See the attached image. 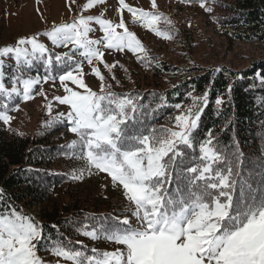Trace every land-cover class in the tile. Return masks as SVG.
Instances as JSON below:
<instances>
[{"label":"snow or ice","instance_id":"obj_1","mask_svg":"<svg viewBox=\"0 0 264 264\" xmlns=\"http://www.w3.org/2000/svg\"><path fill=\"white\" fill-rule=\"evenodd\" d=\"M150 2L152 10L148 11L118 0L120 18L114 22L104 18V12L85 16L84 12L106 3L86 0L71 22L53 24L39 34L55 48L67 49L64 52L50 50L35 34L0 47V122L11 130L14 117L10 112L20 110L19 102L37 96L46 101L50 117L52 101L67 106V112L57 113L45 127L63 122L75 136L62 146L65 157L81 164L69 178L82 181L106 174L112 188L121 190L127 202L119 215L86 216L90 223L67 222L92 241L122 247L101 251L96 247L88 250L85 245L76 249L63 232L58 230L56 237L47 234L40 222L18 211L0 189V264H49L41 251L57 257L56 264H264V157L257 165L260 171L245 172V154L235 135L226 144L214 129L201 134L209 91L202 96L189 92L191 104L186 106L169 105L163 94L155 93L153 101L144 103L138 93L113 91L101 70L102 66L120 86L113 70L123 65L108 63L106 53L130 52L145 67L153 63L148 49L129 30L125 11L133 23L158 38H175L174 27H160L161 23L171 26L172 20L158 10L157 0ZM198 3L212 12L206 0ZM93 23L102 33L99 38L90 35L96 31ZM85 65L99 80L98 91L86 83ZM34 67L36 74L32 75ZM256 77L264 83V75L257 72ZM57 80L64 94L49 100L43 85L51 81L55 87ZM227 91L230 95L231 85ZM224 103V97L216 98L218 113ZM166 107L178 111L168 118L171 126L150 123Z\"/></svg>","mask_w":264,"mask_h":264},{"label":"trees","instance_id":"obj_2","mask_svg":"<svg viewBox=\"0 0 264 264\" xmlns=\"http://www.w3.org/2000/svg\"><path fill=\"white\" fill-rule=\"evenodd\" d=\"M171 1L199 5L198 0L191 3ZM206 6L211 7L212 12H206L197 37L194 33H181L176 26H161L162 29L174 27L177 30L173 41L185 57L183 63H169L155 49L147 48L153 63L149 67L142 64L143 79L138 82L130 71L123 74L125 78L117 76L120 86L112 90L120 94L138 93L144 97V103L154 100L153 93L157 96L163 94L169 105L181 103L185 106L191 104V98L187 95L189 92L202 96L208 90V106L202 114L201 134L207 129H214L226 144H230L231 137L235 135L245 154V172H258L260 169L257 165L264 157V83L256 77V73L264 75V56L242 67L228 63L212 67L191 61L190 52L198 39L209 44L220 37L233 44L264 48V0H206ZM12 63L9 61V64ZM157 63L160 67H156ZM38 67L43 74L42 65ZM217 68L221 71H214ZM7 71L11 72V68ZM30 74H36L35 67ZM229 85L232 86L230 95L227 91ZM218 96L225 99L219 113L215 104ZM17 102L13 101L12 104ZM19 103L21 105L22 102ZM176 114L178 111L171 107L162 108L154 114L150 123L170 127L168 118ZM56 115L55 111H52L51 117L45 113L39 114L32 128L21 123L9 130L0 122V189L18 211L31 216L23 209L38 208V222L44 226L47 234L56 237L58 230L63 232L76 249H83L85 245L88 250L95 246L106 248L114 243L92 240L90 243L89 238L78 234L67 222L75 219L90 223L84 219L89 215L98 218L109 214L116 216L124 211L127 203L116 195L117 201L111 204L109 196L103 195L108 190L102 189L98 175L82 181L69 178L68 174L81 164L63 154L62 146L75 138L68 131L67 124L59 122L45 127V122ZM254 180H259V177L254 176ZM52 225L57 228L54 229ZM47 253L40 252L43 255Z\"/></svg>","mask_w":264,"mask_h":264},{"label":"rangeland","instance_id":"obj_3","mask_svg":"<svg viewBox=\"0 0 264 264\" xmlns=\"http://www.w3.org/2000/svg\"><path fill=\"white\" fill-rule=\"evenodd\" d=\"M126 2L137 8H143L144 10L151 11L150 0H126ZM86 3V0H0V47L5 45H13L15 41L21 37H28L32 35H38L41 42L45 43L50 50L54 52H64L67 49L55 48L46 36L39 35L50 29L53 24H59L61 22H71L76 16L81 13L82 6ZM158 10L168 16L173 24L181 33H194L197 37V31H200L204 18H206V11L199 5H185L178 4L171 0H157ZM119 7L118 0H106L105 4L98 5L95 8L84 12L87 15H99L104 12V18L119 22V14L117 9ZM39 9V11H37ZM43 16V19L41 18ZM124 19L126 21L129 30L133 31L137 37L142 41L144 46L148 49L153 48L158 55L165 61L172 64H181L185 60L182 54H180V48L176 43L171 40H164L158 38L150 31L144 29L138 23H133L132 17L127 11L124 12ZM96 31L91 33L93 38H99L102 33L99 31L98 25L93 23L92 25ZM161 26H169L163 23ZM264 56V48L262 46H252L243 44H233L220 37L212 41V43L206 44L201 39L196 41L193 49L190 52L191 61L197 62L204 66L216 67L219 64L228 63L234 67H242L248 65L252 60L262 58ZM105 59L108 63L113 61H119L123 68L119 65L113 70L115 76L123 77V74L133 72L134 76L138 78V82L143 79L142 63H140L136 56L130 52L123 54L113 52L111 55H105ZM126 69L127 71H125ZM86 83L95 91L99 90V80L95 78L87 65H85ZM103 74L106 76L107 82L111 83L113 87H116V82L111 80V77L101 66ZM125 78V76L123 77ZM44 91L47 93L48 99L52 100L53 96L63 95V90L59 86L58 80L53 87L50 81L43 85ZM46 101L43 97L37 96L34 100L29 102H22L20 110L13 112L14 119L11 122V127L18 126L21 123L32 128L37 122L39 114H47L44 104ZM53 111L56 113L67 112V106L59 105L58 102L52 101ZM2 123V122H1ZM101 187L108 192L103 193L109 196L110 203L115 204L117 201L116 195L123 198L121 190L114 189L111 186L110 177L106 174L98 175ZM127 203V202H126ZM32 217L38 215V208L28 209ZM92 243V241H89ZM99 250H115L116 247H122L115 244H109L106 248L95 246ZM40 254V253H39ZM49 264H56L57 257L47 254H40ZM61 264H70V262L61 261Z\"/></svg>","mask_w":264,"mask_h":264},{"label":"built area","instance_id":"obj_4","mask_svg":"<svg viewBox=\"0 0 264 264\" xmlns=\"http://www.w3.org/2000/svg\"><path fill=\"white\" fill-rule=\"evenodd\" d=\"M24 212H31L28 209H23ZM39 214V213H38ZM35 217H37V219H39V215H34ZM36 219V218H35Z\"/></svg>","mask_w":264,"mask_h":264}]
</instances>
